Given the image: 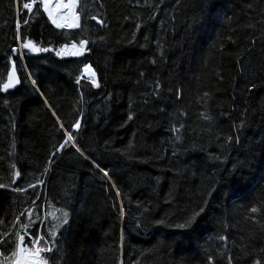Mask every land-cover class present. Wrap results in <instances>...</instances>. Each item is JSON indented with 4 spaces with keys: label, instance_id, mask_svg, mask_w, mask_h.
Here are the masks:
<instances>
[{
    "label": "trees",
    "instance_id": "trees-1",
    "mask_svg": "<svg viewBox=\"0 0 264 264\" xmlns=\"http://www.w3.org/2000/svg\"><path fill=\"white\" fill-rule=\"evenodd\" d=\"M25 2L0 0V89L14 65L21 81L0 90V241L50 240L52 206L56 264H264V0H77L76 29ZM65 132L89 159L56 151Z\"/></svg>",
    "mask_w": 264,
    "mask_h": 264
},
{
    "label": "snow or ice",
    "instance_id": "snow-or-ice-1",
    "mask_svg": "<svg viewBox=\"0 0 264 264\" xmlns=\"http://www.w3.org/2000/svg\"><path fill=\"white\" fill-rule=\"evenodd\" d=\"M36 2H37V0H32V2H30V3L25 2V3H23V8L25 10H27L28 13L31 14L33 12V5ZM40 3L42 4L43 11L48 14L49 19L52 21L53 24L56 25L57 28H62L65 26L73 27V28H80L81 27V25L79 23L80 17L78 15H76L75 13L72 14V23L68 24V25H64V24H61L58 22V17L53 16V12L49 6L48 0H40ZM63 6L68 7L69 10H71L75 5L74 4H68V5H63ZM91 18L96 19L95 16H92ZM97 22L103 23L102 21H97ZM24 23L27 24L28 21L25 20ZM16 24H17V29L19 30V27H20L19 20H17ZM137 27H139V26H137ZM17 38H19V37H17ZM88 42L89 41L87 39H80L78 41L80 49H83L85 47V45L88 44ZM21 48L28 49L30 52H40V51L48 52V51H50L49 48H42V49L37 48L31 42V40H29L27 43H23L21 45ZM72 48L77 49V44L73 43ZM12 51L17 52L18 49L13 48ZM56 54L58 56H60L61 52H57ZM73 55H83V52L77 50V51L73 52ZM21 59H23V54H21ZM153 63H154V61H153ZM86 70H87V68H86ZM141 75L143 76V73H141ZM93 76H95V73H93ZM28 79H31L30 73L28 75ZM20 82H21L20 79H18L16 77V71H15V65H14L13 71L9 72L7 74V82L3 83L2 89H0V90H2L3 92H8L9 89L15 88L16 85H18ZM31 82H32L33 86L36 85V80L33 79ZM76 83L80 84V78L79 77H77ZM91 83H92V86L95 88L100 87V84L98 82H96L95 79H93L91 81ZM160 89H161V85H160L159 81H156L155 82V88L152 90V97L153 98H159L160 97ZM145 95H146V98L144 99V103L148 104L150 102V100L147 98V94H145ZM205 95H207V94H205ZM177 98H179V95L177 96ZM161 111H163V109H161ZM52 115L56 116L57 114L55 111H53ZM57 119L59 120V117H57ZM132 119H133V116L129 115L128 120H132ZM61 127H63V124H61ZM79 127H80V122L76 121L75 128H79ZM171 130L172 131H178V129H175V128H173ZM65 135H66L67 139H65L63 141V143H60L58 145L56 151L59 152V151L64 150L65 146L68 145L69 142L71 141L72 142L71 147H73L76 152L80 153V155L83 156L84 159H89V157L85 155L84 151H82L81 148L75 143V137L72 135V133L71 132H65ZM176 139L178 140L179 137L177 136ZM229 140H231V137L229 138ZM237 142H239L238 137H237ZM55 154H56L55 152L52 153L53 156H55ZM93 164L96 168H99L100 172L103 173L104 177H107L109 180H111V177L109 176V172L106 169L100 167V165L95 163V161H93ZM45 171H47V169H45ZM15 175L17 177H19L20 172H16ZM13 183H15V181H13ZM41 183H43V182H41ZM3 187H4V185L0 184V188H3ZM29 187L35 188L36 185L30 184ZM112 187H116L114 183L112 184ZM26 190L27 189L22 188L19 185L14 189V191H16V192H23ZM116 195L120 196V192L118 189H117ZM36 199L39 200L40 197L37 196ZM33 204H35V200L33 201ZM120 210H121V213H123V210H124L123 203L120 204ZM25 211H27V209ZM252 211L255 212L256 209L253 208ZM202 212H204V208H200L199 211H194L193 214L191 216H189L188 218H186V220L183 223H181L180 225H178V227L182 228V229L190 227L191 224L196 220V217L199 216ZM24 214H25L24 212H21L20 215H24ZM32 215H33L32 212H28V217L30 220L32 218ZM68 218H69V212L68 211H62V216L54 217V219L59 220V223L56 224V229L63 227V225H67L69 222ZM161 223H162V221H161ZM22 227L27 228L28 225H23ZM9 235H11V233H9ZM28 235H29V240L32 243L31 248L22 247V245L24 244L25 235H21L19 232H17L16 236H17L18 242L9 241L7 239L0 241V255H6V252L11 250L10 248H8V245L14 244V246L16 248V251H14L12 253V258H14V264H56V260L58 258V240H57L58 232L57 231H51L50 233H48V235L51 237L50 240L47 239L44 235H40L38 238H34L35 233L28 234ZM60 235H62V234H60ZM221 239L222 240L226 239V237H221ZM40 241H44L43 246L40 245ZM42 253H53V255L49 256V257H44V256H42ZM25 256H27V260H25ZM12 258H9V264H11ZM120 264H123V261H121Z\"/></svg>",
    "mask_w": 264,
    "mask_h": 264
},
{
    "label": "rangeland",
    "instance_id": "rangeland-1",
    "mask_svg": "<svg viewBox=\"0 0 264 264\" xmlns=\"http://www.w3.org/2000/svg\"><path fill=\"white\" fill-rule=\"evenodd\" d=\"M72 2H73V4L75 5L74 7H73V13H75L76 14V12H75V8H76V6H77V0H71ZM77 15V14H76ZM51 21V20H50ZM51 23H52V21H51ZM96 23H97V20H96ZM53 24V23H52ZM98 24V23H97ZM55 27H56V25L55 24H53ZM100 26V25H99ZM57 28V27H56ZM59 29V28H58ZM67 51H70V49H67L65 52H67ZM74 52V50H72V53ZM71 53V54H72ZM70 54V55H71ZM86 68V67H85ZM84 68V69H85ZM84 69H83V77L85 78V79H87L88 81H91V79H90V77L87 75V73L84 71ZM29 212H32L33 213V215H32V218H31V220L29 219V217L27 218V221H25L24 222V225H28V224H30V225H33V224H36V223H38L41 219H42V215L40 214V212H38L37 211V209H35V208H33V209H31ZM60 216H62V211H60V210H57V209H55L54 207H52V206H49V207H47L46 208V212H45V215H43V217H44V223H45V226L47 227V232L48 233H50L51 231H58L59 229H56V224L57 223H59V220H57V219H54V217H60ZM50 237V236H49ZM25 239H28V238H25ZM16 242H18V239H17V241ZM27 243H28V247L29 248H31L32 247V243H31V241L28 239L27 240ZM41 246H42V244H41ZM43 254L44 253H42V256H43ZM9 258L10 257H1L0 258V264H9ZM14 259L12 258V261H11V264H14V261H13Z\"/></svg>",
    "mask_w": 264,
    "mask_h": 264
},
{
    "label": "bare ground",
    "instance_id": "bare-ground-1",
    "mask_svg": "<svg viewBox=\"0 0 264 264\" xmlns=\"http://www.w3.org/2000/svg\"><path fill=\"white\" fill-rule=\"evenodd\" d=\"M48 2H49L50 8L52 9L53 16L58 17L59 23L64 24V25H68V24L72 23L73 8L71 10H69L68 7L63 6V5L73 4V2L71 0H48ZM42 9H43V7H42ZM45 14H46V12H45ZM98 25L101 26V23H98ZM59 29H76V28L65 26V27H62ZM86 68H87V70H86ZM86 68L84 69V71L90 77L91 81L93 79L96 80V76H93L94 71L89 66H87ZM82 76H83V74H82Z\"/></svg>",
    "mask_w": 264,
    "mask_h": 264
},
{
    "label": "flooded vegetation",
    "instance_id": "flooded-vegetation-1",
    "mask_svg": "<svg viewBox=\"0 0 264 264\" xmlns=\"http://www.w3.org/2000/svg\"><path fill=\"white\" fill-rule=\"evenodd\" d=\"M27 232L26 231H23V233L21 234V235H25V238H28L29 239V235H28V233L26 234ZM28 239H25L24 240V244L22 245V247H25V248H29L28 247V243H27V240ZM15 251H16V249H15ZM10 258H12V256L10 257ZM14 259V258H13ZM25 260H27V256H25ZM14 261V260H13Z\"/></svg>",
    "mask_w": 264,
    "mask_h": 264
},
{
    "label": "water",
    "instance_id": "water-1",
    "mask_svg": "<svg viewBox=\"0 0 264 264\" xmlns=\"http://www.w3.org/2000/svg\"><path fill=\"white\" fill-rule=\"evenodd\" d=\"M75 52V51H74ZM71 56L72 57H75V55H73V53L71 54ZM12 72V71H11ZM16 77L18 78V76H17V74H16ZM19 79V78H18ZM19 85V84H18ZM18 85H16V87L15 88H12V89H9L8 91H14L17 87H18Z\"/></svg>",
    "mask_w": 264,
    "mask_h": 264
}]
</instances>
